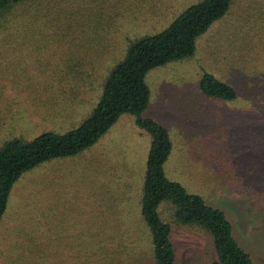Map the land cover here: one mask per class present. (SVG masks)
Returning <instances> with one entry per match:
<instances>
[{
    "label": "rangeland",
    "instance_id": "rangeland-1",
    "mask_svg": "<svg viewBox=\"0 0 264 264\" xmlns=\"http://www.w3.org/2000/svg\"><path fill=\"white\" fill-rule=\"evenodd\" d=\"M199 1L69 0L58 4L67 14L54 39L53 27L44 39L33 23L35 7L16 10L0 28V144L76 128L129 43ZM204 71L231 85L235 99L203 95ZM145 82L143 117L172 141L166 177L223 210L239 245L264 264V0H232L192 57L151 68ZM150 142L122 114L88 149L25 171L0 221V264H155L140 206ZM158 212L171 225L176 264H211L208 231L175 223L165 202Z\"/></svg>",
    "mask_w": 264,
    "mask_h": 264
},
{
    "label": "trees",
    "instance_id": "trees-1",
    "mask_svg": "<svg viewBox=\"0 0 264 264\" xmlns=\"http://www.w3.org/2000/svg\"><path fill=\"white\" fill-rule=\"evenodd\" d=\"M66 1L69 0H0V28L9 22L8 18L15 15L16 10L22 8L24 15L29 4L39 12L33 23L42 25L44 39L47 37L44 27H53L51 38L62 36L61 28L65 23L60 17L67 14V10L58 8V4ZM231 2L201 0L185 8L161 31L129 43L123 59L104 78L95 106L76 128L65 132L46 130L30 139H5L0 144V221L13 185L25 171L88 149L122 114H128L151 138L140 206L141 217L149 229L155 264L177 263L171 225L158 212L163 202L171 207L175 223L194 225L211 234L215 254L211 264H255L234 237L233 224L223 210L208 205L201 195L189 193L179 182L166 177L163 164L172 149L169 132L155 119L143 117L150 96L146 73L156 66L192 57L197 37L225 15ZM198 87L209 98L231 101L236 97L231 85L210 72L200 75Z\"/></svg>",
    "mask_w": 264,
    "mask_h": 264
}]
</instances>
